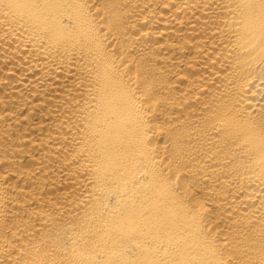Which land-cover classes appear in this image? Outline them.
I'll return each mask as SVG.
<instances>
[{
	"label": "bare ground",
	"instance_id": "6f19581e",
	"mask_svg": "<svg viewBox=\"0 0 264 264\" xmlns=\"http://www.w3.org/2000/svg\"><path fill=\"white\" fill-rule=\"evenodd\" d=\"M0 264H264V0H0Z\"/></svg>",
	"mask_w": 264,
	"mask_h": 264
}]
</instances>
